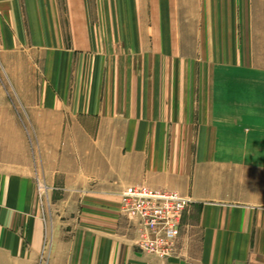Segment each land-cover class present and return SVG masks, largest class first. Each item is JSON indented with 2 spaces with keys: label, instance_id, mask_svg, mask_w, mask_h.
I'll return each mask as SVG.
<instances>
[{
  "label": "crops",
  "instance_id": "0c3cea01",
  "mask_svg": "<svg viewBox=\"0 0 264 264\" xmlns=\"http://www.w3.org/2000/svg\"><path fill=\"white\" fill-rule=\"evenodd\" d=\"M144 1L150 22L112 29L139 31L132 45L149 67L136 78L149 87L110 85L125 78L116 66L91 74L107 85L72 86L70 57L52 53L48 85L17 92L49 200L0 87V264H40L46 238L50 264H264V0ZM19 6L1 0L0 11ZM27 8L38 44L63 46L58 6ZM133 185L191 198L173 257L135 247L120 208Z\"/></svg>",
  "mask_w": 264,
  "mask_h": 264
},
{
  "label": "rangeland",
  "instance_id": "374dc122",
  "mask_svg": "<svg viewBox=\"0 0 264 264\" xmlns=\"http://www.w3.org/2000/svg\"><path fill=\"white\" fill-rule=\"evenodd\" d=\"M46 1L47 5L50 6V2H52L59 9L58 18L62 27L60 33L64 44L61 47L38 44L40 43L39 37L41 33L38 35L34 29H31L32 24L29 18L27 0H17L20 9L15 16L9 15L6 17L0 11V87L7 90L14 111L21 122L25 134V145H28L29 151L32 153L36 169L37 196L41 200L50 199L45 189V182L38 174L36 167L38 162H41V150L38 146L36 130L29 123L30 112L17 92L23 91L25 88H41L43 85H48L50 80L48 79V73L45 72L47 57L52 53L70 57L68 70H70V85L72 86L79 85L80 81H84L83 86L88 87L107 85L105 84L107 83L106 79L93 78L94 75L91 74L93 71L102 69L111 70L115 66L120 72H125V78L120 80L110 79V85L113 82H117V85L126 87H149L151 82L149 78H136L142 70L149 67V64L142 63V56L145 51L140 54L139 46L132 45L135 42L134 40L140 38L137 36L139 31L112 29L118 24L123 28L126 26L129 28L133 26L134 22L138 26L139 22L137 21H139V18H141L143 24L150 22L149 15L146 14V6L148 4H145L144 0L141 3L142 7H140L141 0H127V2L131 1L137 4V6H131V8H126L123 4L119 5L117 0H84L83 11L80 10V4H77L74 0ZM71 1L77 4V9H74V12L71 11V6L74 5H71ZM129 11L131 13H128ZM140 12H142V15H140ZM9 17L12 18L10 19ZM75 26L78 27V32L73 30L76 28ZM104 28L105 30H103ZM80 29L82 30L80 31ZM83 59L84 61H82ZM177 82H180V80L177 79ZM133 186L150 187L148 185ZM132 223L130 221L129 224L132 228L130 230H133L136 235L134 245L139 251L143 252L139 248L137 233L133 228L134 223ZM185 227L183 216L181 231ZM51 248L52 240L51 238H46L43 247L45 252H43L41 258V264H50ZM169 258L161 259L166 260Z\"/></svg>",
  "mask_w": 264,
  "mask_h": 264
},
{
  "label": "built area",
  "instance_id": "2783aa9c",
  "mask_svg": "<svg viewBox=\"0 0 264 264\" xmlns=\"http://www.w3.org/2000/svg\"><path fill=\"white\" fill-rule=\"evenodd\" d=\"M120 197L121 213L134 223L139 248L164 259L174 256L190 198L175 190L147 186H129Z\"/></svg>",
  "mask_w": 264,
  "mask_h": 264
}]
</instances>
